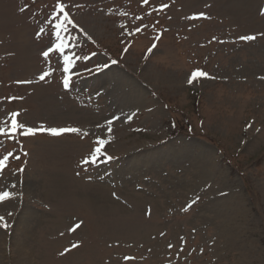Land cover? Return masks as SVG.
<instances>
[{"label": "rangeland", "instance_id": "1", "mask_svg": "<svg viewBox=\"0 0 264 264\" xmlns=\"http://www.w3.org/2000/svg\"><path fill=\"white\" fill-rule=\"evenodd\" d=\"M139 1L0 0V264H264V0Z\"/></svg>", "mask_w": 264, "mask_h": 264}, {"label": "snow or ice", "instance_id": "2", "mask_svg": "<svg viewBox=\"0 0 264 264\" xmlns=\"http://www.w3.org/2000/svg\"><path fill=\"white\" fill-rule=\"evenodd\" d=\"M146 2V0H145ZM67 6L63 3H57V8L59 9V12L63 14V21H66L68 24H73V27H77V25L74 24V21L70 18L69 14L67 11H65V8ZM79 7V6H77ZM162 8H165L167 7V5H162L161 6ZM24 9H21V11H23ZM59 17V14L57 16V18ZM205 18L207 19L208 17L205 16L203 13L199 14L198 16L197 15H193L192 17H190L189 19H198V18ZM121 27L123 28L124 26L121 25ZM63 30L65 32L68 31V28L65 26V24L63 22L61 23H56L54 25V30ZM141 29L140 28H137L136 31H140ZM56 39L58 41V43L55 45V48H49L47 51H44L42 53V55L45 57V58H48L49 57V53L50 52H59L61 50H63L65 48V44L63 42V40L61 39V36H60V32L59 31H56ZM241 40H244V41H251V40H254L255 37L254 36H242L240 37ZM94 55V54H93ZM72 63V60L71 58L65 56L64 57V64L65 65H68V64H71ZM112 64H116L118 63V61H111ZM107 66V65H105ZM73 67H75V65H73ZM65 71L67 72L68 69L65 68ZM85 72H91L92 69H89V68H85L84 69ZM48 75L47 72H45L44 74H42L40 76V79L41 80H44L45 77ZM207 76V73L203 72V71H200V70H196V71H193V73L191 74V77L188 79V83L189 84H192L196 79L198 78H201V77H206ZM30 83V81H29ZM63 84L64 86L67 88L69 87L70 85V81L69 79H64L63 81ZM19 115V113H12V124H11V129L9 130V132H6L5 129L3 127H0V134H4V135H7V134H15L17 129H25V131L22 133L24 135H27V134H32L34 135L35 134V129L33 128H29V127H26L25 125L23 124H18L15 117ZM114 119H118V117L114 118ZM113 121H108V132L110 133L111 132V124H112ZM99 127V125H97ZM46 131L51 134V135H61L63 133H66V132H72V133H79L81 130L78 129V128H55V127H50L48 129H46ZM84 135H87V133L85 132ZM108 143L107 140L105 139H102V138H97L96 140V144L98 145L97 147H95L93 149V151L90 153L89 157L85 158L83 163L87 164V163H92V164H95L97 162V156L98 154L100 155H103V157L106 159V160H111L113 159V157L111 156H108L106 152L102 153V146L106 145ZM11 155V153H9L8 155H5L3 156L2 159H0V169H3L5 166H6V161H8L9 159V156ZM16 159H19V157H16ZM11 195V193L9 191H2L0 192V201H4L6 198H8L9 196ZM115 195V194H113ZM147 214H151L150 213V210ZM4 220V217L0 216V221H3ZM82 223V222H80ZM80 223H77L75 225L76 228H79L80 227ZM6 227V225H5ZM73 230L72 228H70V231ZM73 247H78V245H73ZM169 247H171V245H169Z\"/></svg>", "mask_w": 264, "mask_h": 264}, {"label": "bare ground", "instance_id": "3", "mask_svg": "<svg viewBox=\"0 0 264 264\" xmlns=\"http://www.w3.org/2000/svg\"><path fill=\"white\" fill-rule=\"evenodd\" d=\"M23 220L19 221V231L18 233H24L22 236H26V228L23 226ZM29 233V232H27ZM25 241V240H24ZM23 239H19L18 237L16 238L14 236L13 242H14V246H17L18 248V253H17V260L21 263V264H30L28 261V257L26 255V250L27 249V241L24 242Z\"/></svg>", "mask_w": 264, "mask_h": 264}]
</instances>
